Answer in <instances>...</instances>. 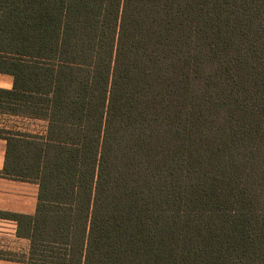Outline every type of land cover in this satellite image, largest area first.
<instances>
[{
  "label": "trees",
  "instance_id": "trees-1",
  "mask_svg": "<svg viewBox=\"0 0 264 264\" xmlns=\"http://www.w3.org/2000/svg\"><path fill=\"white\" fill-rule=\"evenodd\" d=\"M0 72L27 264H264V0H0Z\"/></svg>",
  "mask_w": 264,
  "mask_h": 264
},
{
  "label": "crops",
  "instance_id": "crops-1",
  "mask_svg": "<svg viewBox=\"0 0 264 264\" xmlns=\"http://www.w3.org/2000/svg\"><path fill=\"white\" fill-rule=\"evenodd\" d=\"M16 77L0 72V89L16 88ZM47 122L0 108V135L46 134ZM13 133V134H12ZM7 139L0 136V173L6 163ZM39 185L36 182L0 174V264H27L30 240L19 236L18 224L10 214L34 215L38 204Z\"/></svg>",
  "mask_w": 264,
  "mask_h": 264
}]
</instances>
